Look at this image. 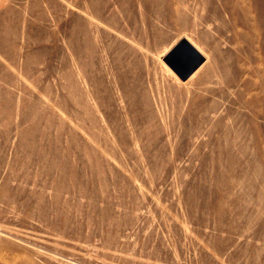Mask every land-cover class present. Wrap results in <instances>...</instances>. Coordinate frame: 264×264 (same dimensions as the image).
Returning a JSON list of instances; mask_svg holds the SVG:
<instances>
[{
	"label": "rangeland",
	"instance_id": "rangeland-1",
	"mask_svg": "<svg viewBox=\"0 0 264 264\" xmlns=\"http://www.w3.org/2000/svg\"><path fill=\"white\" fill-rule=\"evenodd\" d=\"M0 264H264V0L2 2Z\"/></svg>",
	"mask_w": 264,
	"mask_h": 264
},
{
	"label": "water",
	"instance_id": "water-1",
	"mask_svg": "<svg viewBox=\"0 0 264 264\" xmlns=\"http://www.w3.org/2000/svg\"><path fill=\"white\" fill-rule=\"evenodd\" d=\"M182 79H187L206 59V56L187 38L176 45L165 58Z\"/></svg>",
	"mask_w": 264,
	"mask_h": 264
},
{
	"label": "bare ground",
	"instance_id": "bare-ground-1",
	"mask_svg": "<svg viewBox=\"0 0 264 264\" xmlns=\"http://www.w3.org/2000/svg\"><path fill=\"white\" fill-rule=\"evenodd\" d=\"M5 0H0V4L2 3V2H4ZM188 37V36H187ZM202 51L204 50L205 51V49L199 44V43H195ZM167 50H170L169 48L167 49ZM167 53V51L164 53V54H162V56H164L165 54ZM209 59H210V54L209 53H207V60L205 61V62H208L209 61ZM163 64H164V66L170 71V73H172L175 77H176V79H178V80H180V81H184V82H187L188 80H190V79H193L203 68H204V64H202V65H200L190 76H189V78L187 79V80H184V79H181L178 75H177V73L174 71V69H172L171 68V66L167 63V62H165V60L163 59V62H162ZM206 64V63H205Z\"/></svg>",
	"mask_w": 264,
	"mask_h": 264
}]
</instances>
